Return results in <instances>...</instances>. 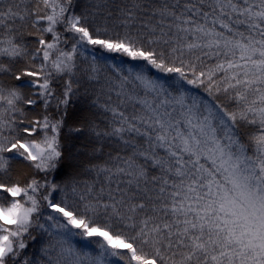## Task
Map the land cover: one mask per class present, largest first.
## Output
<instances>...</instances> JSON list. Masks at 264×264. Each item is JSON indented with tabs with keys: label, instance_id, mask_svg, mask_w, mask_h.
<instances>
[{
	"label": "snow or ice",
	"instance_id": "snow-or-ice-1",
	"mask_svg": "<svg viewBox=\"0 0 264 264\" xmlns=\"http://www.w3.org/2000/svg\"><path fill=\"white\" fill-rule=\"evenodd\" d=\"M0 264H264V0H0Z\"/></svg>",
	"mask_w": 264,
	"mask_h": 264
},
{
	"label": "trees",
	"instance_id": "trees-1",
	"mask_svg": "<svg viewBox=\"0 0 264 264\" xmlns=\"http://www.w3.org/2000/svg\"><path fill=\"white\" fill-rule=\"evenodd\" d=\"M191 91L194 94L197 95H203L202 93H197V91L195 89H191ZM81 113H80V105H75L72 109H70V113H69V117H68V125H73L75 124V122L78 120V118L80 117ZM62 142L65 145V150L67 151L68 148L72 147L73 145H75L76 147H79V141H77L74 136H69L67 134V128L64 129L63 133H62ZM32 243V242H30ZM34 250L33 248H30L29 251Z\"/></svg>",
	"mask_w": 264,
	"mask_h": 264
}]
</instances>
